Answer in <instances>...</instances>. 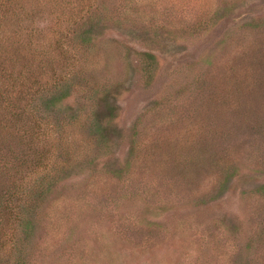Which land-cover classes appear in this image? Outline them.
<instances>
[{
    "label": "rangeland",
    "instance_id": "obj_1",
    "mask_svg": "<svg viewBox=\"0 0 264 264\" xmlns=\"http://www.w3.org/2000/svg\"><path fill=\"white\" fill-rule=\"evenodd\" d=\"M65 1L17 30L31 104L66 82L40 111L67 155L0 264H264V0Z\"/></svg>",
    "mask_w": 264,
    "mask_h": 264
},
{
    "label": "trees",
    "instance_id": "obj_2",
    "mask_svg": "<svg viewBox=\"0 0 264 264\" xmlns=\"http://www.w3.org/2000/svg\"><path fill=\"white\" fill-rule=\"evenodd\" d=\"M35 3L37 2L28 5L21 0L17 2L16 0H0V34H4L3 37L0 35V251H4L7 246L9 234L5 229V224L9 221L8 219L16 218L25 227L29 221H35L41 197L48 196L51 190L46 186L48 178L46 173L50 174L60 164L53 158L67 155L65 135L60 134L58 143H56L50 133L52 130L50 127L41 129L43 126L41 124L46 122L42 121L44 112L40 111L41 105L43 109H51L57 102L64 99L66 94L62 89L66 82H63L60 87L58 85L54 90H50L51 93L48 92L40 103L31 104L41 92L37 88L42 86V81H38L34 87L33 83H30L27 78L24 80L20 72L15 70L14 66L12 67L17 59H22L24 64L26 56L23 52L21 53L20 49L24 50L26 44L32 43V41L18 43L21 33L17 30L23 29L20 28V25L31 20L36 21L37 24L34 22V26L41 29L39 25L50 15L56 14L55 19L59 20L60 14H64V7H61V3H55V0L47 1L50 10L44 4L40 6L37 3L35 7ZM64 4L72 5V2L67 0ZM46 8L47 11H45ZM83 13L89 17V21H93L96 15L91 9L84 10ZM67 19L69 20L70 16ZM30 33L33 35L32 30ZM34 35L37 39L44 36L39 32H35ZM79 38L81 43L82 37ZM58 54L55 56L64 57L67 55L60 51ZM41 55L43 54L39 56ZM55 56L51 55L50 59L41 57L36 61L38 64L36 68L40 70L46 66L43 69L45 74L49 65L56 62ZM145 59L148 63L153 62L151 54L146 53ZM43 77L44 75L41 76V80ZM97 128L100 132L99 125L93 123L88 130L89 135H96ZM45 133H48L49 138L45 137ZM57 150L59 152L55 153ZM46 169L48 172H44ZM39 172L44 173L43 177L39 175ZM33 176H35L34 180ZM11 243L8 246L16 249V253L21 244L15 240ZM16 263L23 264L22 259L16 257Z\"/></svg>",
    "mask_w": 264,
    "mask_h": 264
}]
</instances>
